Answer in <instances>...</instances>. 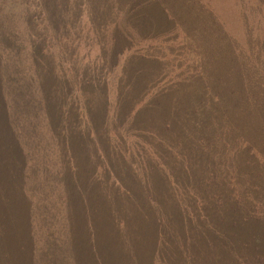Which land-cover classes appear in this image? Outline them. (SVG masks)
<instances>
[{
  "label": "rangeland",
  "instance_id": "1",
  "mask_svg": "<svg viewBox=\"0 0 264 264\" xmlns=\"http://www.w3.org/2000/svg\"><path fill=\"white\" fill-rule=\"evenodd\" d=\"M8 1L13 2L17 6V10L13 12V18L8 17V19L5 17L6 12H1L2 27L0 29L4 31V41H8L7 43L13 46V54L18 56L17 63L19 64H11V68H9L13 70L11 73L16 76L8 82L6 101L9 107L0 111V204L4 201L11 202L15 209L14 213L22 221L21 224L27 225L28 221L40 218L44 215L43 210L46 209V215L48 214L46 223L51 224L50 228L56 235L51 244L58 238H63L61 241H57L55 246V249L59 248L61 251L63 246L66 247L68 242L78 235V228L79 230L82 228V225L77 222L79 217L80 219L84 216L96 218L97 223L98 218L110 213L120 214L124 217L133 210V207L143 209L149 205V201L157 198L152 206L151 214L140 218L148 230L152 227L149 224L150 221L159 219L163 227L162 219H164L169 223L170 229L174 231L175 228H178L181 203L188 201L187 208L198 214V212H202V207L195 203L202 202V205L206 204L210 209L200 217L204 223L199 224L203 225L202 228L192 227L193 224H188L191 221H186V227L192 231L186 235L189 240L198 239L216 243L228 240L233 244L251 239L264 240V216L261 215L264 211V159H257L254 163L242 151L243 148H258L257 143L261 141H256L255 138L256 133L264 128V114L255 116V111H153L147 108L142 111H112L111 109L112 102L115 101L113 91L116 90V84L119 81H132L133 78H140L141 81H153L152 85L155 84V87L167 88L168 85H172L170 89H173L175 85L177 87L178 82L187 80L188 73L196 66L195 61L199 63L197 71L202 74L200 76L202 82L228 80L235 74L230 73L226 67H238L237 60L233 56L225 59V55L221 60H218V57L225 51L222 46L228 44L229 40L241 46H246L245 42L250 40L251 54L249 59L240 66L252 71L256 66L254 62L259 63L263 60L262 56L260 57V52L264 51V17L260 19L256 14L255 0H137L138 4L142 6V11L140 10L137 15H133V13L120 15L118 7L115 8L112 15L107 16L109 22L113 23L109 29L110 36L123 39L128 46H132V51L140 48L143 53L150 52L144 54L145 56L138 53V59L148 66L154 65L158 70L143 73L142 70L145 68L142 67L143 63L142 66L134 65L132 67L126 64L125 55L121 56L120 61L117 62V69H113L108 75L100 76L102 79L97 78L98 76L87 75L92 82L85 85L84 95H80L78 92V89L83 86L82 83H86L79 76L80 66L87 63V58L84 57L85 51L80 50L83 47L80 45V49L76 48V54L71 55L72 66H68L62 59L58 61L61 52L64 59L66 54L60 46L62 42L51 38L47 23L45 21L43 23L41 18L34 16L35 6L32 8V4L39 1L33 3L34 0H27V15L22 12L23 0ZM127 1L118 0L119 8L126 6ZM53 2V0L50 2L43 0L45 18L53 8L60 7V15L63 14V20H61L64 23L68 21V29L73 31L69 32L70 35L74 34L80 39H85L87 38L86 33L90 34L91 31L89 39L92 42L99 43L104 39L100 33V22L96 16L93 14L87 18L83 12L80 14L79 10L74 7V2L83 3L85 0H56L55 7H53ZM72 6L73 11L70 12ZM12 9L14 10L13 7ZM41 23L45 24L47 29L43 28ZM56 33L60 37L63 34L61 25L58 26ZM137 36L144 39L143 43L151 40L154 42L148 49L145 44L137 45ZM29 40L33 42L32 46L27 45ZM192 47H199L198 49L203 55L205 54L207 59L204 58V62L201 60V63L199 58L195 60L190 56L188 49ZM95 49L92 53H95ZM3 53L9 55L5 51ZM213 53L217 54L216 62L215 55L211 56ZM209 55L211 57L208 58ZM38 58L43 59L42 61L47 63L49 68L48 64H54L55 73L58 74L57 81L35 80L32 63ZM44 63H42L43 66ZM73 63L76 65L74 66ZM122 65H125L130 73L135 72L136 75H131L130 79L125 77L120 73ZM176 74L178 79L174 77ZM152 75L155 78L145 77ZM216 75L219 76L216 77ZM248 75L249 73H247V77ZM19 84L23 87V91L28 88L29 97L26 99L34 98L29 107L21 110L16 107L18 98L11 100ZM67 85H71L75 89L74 93ZM34 88L38 94L37 98L36 95L33 96ZM44 88L47 91L50 89L56 95L59 111H55L54 107L56 106L53 103L48 105L51 107L50 111L39 106V98H42V95L38 89L43 91ZM65 88L78 98L70 97L69 94L66 97L64 95ZM102 99L103 104L96 107L97 101ZM79 101L84 103L88 109L91 106V109L89 111L64 110L67 103L77 107ZM165 114H169L170 117L163 121L161 118ZM144 123L152 126L149 129L154 128L153 126H161L159 123H168L172 130L179 132L176 141L170 142L174 159L171 161V157L168 156L165 158V163L170 169H182L183 166L187 171V173L183 171L184 175H182V171H177L180 178H169L171 191L162 188L154 190L150 194L151 199L147 196L148 193L143 190L142 182H146L148 179L143 177L142 170H135L136 177H133L129 172L127 175L121 176L120 179L115 178L116 184L108 186L104 182L100 183V166L97 167L92 160L87 161L81 158L78 148V146L80 148L91 146V142L87 141L85 137L91 136L92 128L99 127L106 135V140L103 136L100 137L101 144L104 145V148L114 152L113 147H106V141H111L113 145L118 142L114 139L116 135L110 133L111 130L115 131L114 128L137 129L138 125ZM184 131L187 133L182 139L181 133ZM220 143L231 144L238 151L228 153V156L218 160L216 158L217 163L211 164V167H215L217 171L219 169V174L225 179H227L226 173L236 170L237 180L235 182L239 189L234 187L228 192L238 194L233 196L245 197V201H242L243 209L238 206L228 210L222 208V199L216 194V191L219 193L220 191L213 185L214 182L210 183V189L201 188L208 180L206 175L200 173V170L205 166V158L201 156L202 153L194 155L195 148L204 144L207 146L208 153L213 155L210 146L215 147L221 145ZM68 146L72 147L69 157L65 155ZM89 149L91 150V148ZM84 151L86 152L85 148ZM122 151L124 153L123 149ZM67 158H71L73 162L78 161V171L74 176L65 171L64 174L69 177L65 184L71 188L75 196L78 197L80 194L83 201L68 202L66 205L59 192H64L68 199L71 196L64 190L65 184L61 186L59 177L60 172L67 166L65 163ZM92 159L94 160L93 157ZM129 160L132 162L131 166L128 164L119 165L117 157H115L113 165L118 168L120 173L129 167L138 169L137 161ZM246 161L251 164H246ZM192 166L195 169L191 168ZM103 169L106 171L108 166L104 164ZM220 183V179L216 181L218 186ZM129 186L138 196L136 203L129 200V194H127ZM115 187L117 190L119 189V193ZM203 190L209 193H203ZM47 196L48 201L43 200ZM204 197L209 200L214 197L215 199L212 201L219 208L216 210L217 205L204 202ZM234 199L236 200V198ZM229 201L231 202L230 199ZM28 208L32 210L29 211ZM75 224L79 226L77 227ZM132 229H134L133 223ZM4 230L6 232L0 235V264H10L14 256L21 259L29 257L27 252L17 253L19 240L15 236L16 225L10 224L8 228L4 227ZM197 230L198 232H196ZM45 232L46 229H42L37 234L41 240L38 245H46V238L43 240ZM109 240L112 249L119 251V255L124 256L121 264H128L127 254L133 245L141 246L132 238L130 225L121 232L118 241L110 238ZM73 252L64 251L63 254L65 257L69 254L79 255V252ZM234 252V264H240L242 255L238 253V249H235ZM106 262V257L99 254L93 255L89 259V264H105Z\"/></svg>",
  "mask_w": 264,
  "mask_h": 264
},
{
  "label": "trees",
  "instance_id": "2",
  "mask_svg": "<svg viewBox=\"0 0 264 264\" xmlns=\"http://www.w3.org/2000/svg\"><path fill=\"white\" fill-rule=\"evenodd\" d=\"M35 1H39L41 3H34ZM50 1L51 0H48V2ZM53 1L56 3V0ZM54 2L53 7H55ZM33 3L34 4H32V8L35 6L33 10L34 16L41 18L43 23L44 21L47 23L49 27L48 29L50 30L49 34H51V38L53 40H60L62 42L60 46L63 48V52L66 54V57L64 59V55H62L61 52L58 61L62 59L63 62L67 63L68 66H72L71 63L73 60L71 59V55L76 54L77 47L80 45L83 47V49H80V47L79 49L81 51H85L84 57L87 58V63L80 66L81 69L79 76L86 83H82L83 86L78 89L80 95H84L85 85L92 82L91 79H89L90 77L87 76L88 74L98 76L97 78L102 79L100 76L108 75V73L112 72L113 69H117V62H119V58L124 55L126 58V64H129L132 67H134V65L142 66L143 62L138 59L137 54L139 53L146 55L150 53H143L140 51V48H138V50L136 49L135 51H132V46H128L123 39L115 38L109 34V29L111 26H113V23L109 22L107 16H111L114 9L117 7L118 13L120 15H131V13H133V15L139 14L140 10L142 11V6L138 4L137 0H128L126 6L121 8H119L120 4L118 3V0H85L83 3L74 2V7L79 10L80 14L83 12V15H85L87 18L94 14L97 20L100 22V33L104 39L99 43H94L89 39L91 31L90 34L86 33L87 38L85 39H80L74 34L70 35L69 32L73 31L68 29V21L66 23L62 21L63 14L62 16L60 15V7L53 8L47 13V18H45V10L42 4L43 0H34ZM22 4V12L24 15H27V0H23ZM254 4L256 6V14H258L260 19L263 18L264 0H255ZM15 6L16 5L11 1L3 0L2 2L1 0L0 27H2L1 12H6L5 17H7V19L8 17L13 18V12L17 10V6L16 8ZM72 11L73 6L70 9V12ZM209 14L212 15L211 12H209ZM59 25H61L63 28V34L61 37L56 33ZM43 28L47 29V26L43 24ZM213 29L214 27L212 26V30ZM7 42L4 41V31L0 29V111H3L5 107H9V104L6 101V94L9 88L8 82H10L11 79L16 76L11 73L13 70L9 68H11V64H16L19 60L18 56L13 54V46ZM143 42V38L139 36L136 37L137 45L145 44L146 48L148 49L154 41L151 40L146 43ZM245 43L246 46H241L238 43H234L229 40L228 44L222 46L225 51L219 55L218 60H221L225 55V59L229 56H233V58L237 60L236 64L238 67H226L230 73L235 74L228 80L209 82L206 80L205 82H202L200 78L202 74L197 71L199 63L195 61L194 63H196V66L194 67V70L188 73L187 80L178 83L176 82L177 87L175 85L173 89H170L172 85H168L169 87L167 88L155 87V84L152 85L153 81H141L139 80L140 78H133L131 79L132 81H119L118 84H116V90L113 91V95H115V101L112 102V111H142L143 109L147 108L153 111H255V116H260L261 113L264 114V51L260 52V57L262 56L263 60L259 63L255 61L254 63L256 66L252 71H249L246 68L240 66L249 59L252 50L250 40ZM27 45L32 46L33 42L29 40ZM94 48H96V51L95 53H92ZM198 48H189V55L195 60L199 58L200 62L201 60L204 62V58L205 60L207 58L205 57V54L203 55ZM49 50H51L50 47ZM3 51L8 52L9 55H4ZM212 55H215L216 62L217 54L213 53L211 56ZM211 56L209 55L208 58ZM145 58L149 59L148 57ZM42 60L43 59L38 58L32 63L33 74L36 77L35 80L42 81L43 79H48L51 82L57 81L58 74L55 73L54 64H48L50 65L49 68L46 65L47 63H44ZM90 61L91 63H89ZM42 63H44V66ZM18 64L19 63H17V65ZM73 65L75 66L76 64L73 63ZM121 67L122 72L120 73H122L128 79H130L131 75H136L135 72L130 73L129 69L126 68L125 65H122ZM142 67H145L142 70L143 73H150L158 70V68L154 65L148 66L144 64ZM246 72L249 73L248 77ZM218 76L219 75H216V77ZM17 77L19 78L18 74ZM145 77L153 78L154 76L152 75ZM174 77L178 79L177 74ZM67 86L68 88L72 89V92L74 93L75 89H73L71 85ZM38 91L42 95V98H39V106H41L46 111H50L49 109L51 107H48V105L53 103V105L56 106L54 107L55 111H59L58 109L60 107L57 106L56 95L50 89L47 91L44 88L43 91L40 89H38ZM55 91L57 90L55 89ZM72 92L66 90L65 88L64 95L67 97L69 94L70 97H77ZM21 95L24 96L20 97ZM35 95L37 98L38 94L34 88L33 96L35 97ZM27 97H29L28 88L26 91H23V87L19 84L18 89L16 92H14L13 98L11 100L18 98L16 103L18 105L16 107L21 110L29 107L34 99H26ZM20 101L22 102L20 103ZM102 104L103 99L98 100L96 107L101 106ZM90 109L91 106L88 109V107L84 103L82 104L81 101H79L77 107H73L69 103H67L66 107H64V110L66 111H89ZM169 117V114H165L161 120ZM159 124H161V126H153L154 128L152 129H149L152 126L147 125L146 123L138 125L137 129L114 128L115 131L111 130L110 133H114L116 135L114 139L118 140L117 144L113 145L111 141H106V147H113L114 152L104 148V145H102L100 142L101 136H103L106 140L105 132L99 129V127L92 128L90 131L92 132L91 136H87L88 133L86 132L87 137H85L87 141L91 142V146L87 148H80V146H78L80 149V157L87 161L92 160L97 165V167L100 166V183L104 182L108 186L111 184L114 185V181L116 179L122 178L121 176L127 175L130 172L133 177H136L135 170H142L143 177L148 179L146 182H142L143 190L148 193L147 196L150 199V194L154 190L162 188L170 192L169 178L179 177L177 171H182V175H184L183 171H185V173H187V171L183 166L182 169H170L166 165L165 158L170 156L171 161L174 159V153L171 151L170 142L176 141L179 132L172 130L168 123ZM263 132L264 128L256 133V141H261L260 143H257V146L259 145L258 148H243L242 150L252 159L254 163L257 159H264ZM186 133L187 131L181 133L182 139ZM89 137H91V139H89ZM71 148L72 147L68 146L67 151L65 152V155L68 157L71 156L69 154V151L72 150ZM84 148L86 152L84 151ZM89 148H91V150ZM121 148L124 150V153ZM206 148L207 146L203 144V146H197L194 151V155L202 153L201 156L205 158V166L200 170V173L206 175L208 180L201 188L204 189V187H207L210 189V183L214 182L213 185L218 187L220 191V193L216 191V194L222 199V208L228 210L234 206H238L243 209L245 197L243 198V196H233L238 194H233L231 191L228 192L234 187L239 189L237 182H235L237 180L236 170L226 173L225 176L227 179H225L221 176V174H219V169L218 172L215 167H211V164L217 163L215 161L216 158L218 160L220 158L226 157L228 156V153H234L236 150L238 151V149L228 143L215 147L210 146L211 152L213 154L211 155L208 153ZM115 157H117L119 165H130L132 162L129 159L136 160V166L139 164L137 166L138 169H136V167H129L120 173L118 168L113 165ZM65 163H67V166L62 172H60L61 174L59 177L61 186L64 185L69 179V177L64 174L65 171L70 173L72 176H74L78 171V161L73 162L71 158H67ZM247 163L250 162L246 161V164ZM104 164L108 166L106 171L103 169ZM191 168L195 169L194 166ZM212 168L215 169L212 170ZM219 179L221 180V183L219 184L220 186L216 184V181ZM222 179L224 180L223 184ZM115 189L117 193H119V189L117 190L116 187ZM64 190L69 192L71 196V198L68 199L64 192H59V195L62 196L61 198L64 202H66V205L68 202L78 203L83 201L81 199V195L79 194L78 197L75 196L67 184L64 185ZM203 193L209 192H204L203 190ZM127 194H129L130 201L132 200L135 201V203L137 202L136 199L138 196L133 193L130 186L129 189H127ZM234 198H236L237 201ZM214 199V197H211L210 200L204 197L203 201L210 205H217L214 201H212ZM43 200L48 201V196ZM152 200H154V202H152ZM152 200L149 201V205H146L143 209H136L133 207V210H131L130 213L124 215V217L120 214L110 213L109 215L98 218V223L96 218L84 216V218L80 219L79 217L77 222L79 225H82V228L80 230L78 228V235L75 237V239L68 242L66 247L63 246L61 251L59 248L55 249V246L57 241H61L63 238H58L53 244H51V241L56 238V235H54L55 232L50 228L51 224L48 225L46 223V216L48 215H46V209L42 207L44 209L43 216L36 220L28 221L27 225H23L21 224L22 221L14 213L15 209L12 206L13 204L11 202L9 203L8 201H4L0 204V235L6 232L4 227L8 228L10 224L16 225L15 236L16 239L19 240L17 253L27 252L29 254V257L25 259H21L13 255L14 258L11 259L10 264H89L90 257L96 254L106 257L107 262L105 264H121L124 256L119 255V251L112 249V246L109 244V238L111 240L118 241L120 239L121 232L125 230V227L128 225H130L132 238L141 244V246L133 245L128 252V264H234L233 254L235 253V249H238V253L242 255V261L240 264H264V240L251 239L237 242L235 244L229 242L228 240L220 241L218 243L198 239L189 240L186 235L192 231L186 227L187 222L191 221L188 224H193L192 227H197L198 229L202 228L203 225L200 226L199 224L204 223L201 221L200 217L204 216L210 209L208 206H206V204L202 205V202L195 203L197 206L202 207V212H198V214L195 211L187 208L188 201L181 203V210L179 211L178 216V228H175L174 231L170 229L169 223L164 219H162L163 227L161 226V221L159 219L150 221L149 224L152 227L150 230H148L142 224L140 218L149 216L151 214L153 211L152 206L155 204V200H157V198ZM169 200L171 201V199ZM217 208H219L218 205L216 206V210ZM28 210L30 211L32 209L28 208ZM66 212L68 213L67 209ZM263 212L261 215L264 216ZM50 215L53 216L52 213H50ZM132 223L134 229H132ZM79 225L75 224L77 227ZM42 229H46L44 234L45 236L43 237V240L46 238V245H38L41 240L37 234H39V231ZM196 232H198V230ZM139 238H141L142 241L139 240ZM64 251H77L79 252V255L74 256L69 254L67 257H65L63 254Z\"/></svg>",
  "mask_w": 264,
  "mask_h": 264
}]
</instances>
